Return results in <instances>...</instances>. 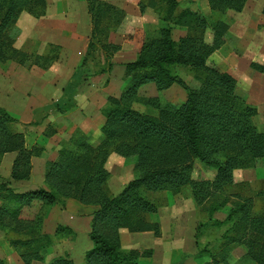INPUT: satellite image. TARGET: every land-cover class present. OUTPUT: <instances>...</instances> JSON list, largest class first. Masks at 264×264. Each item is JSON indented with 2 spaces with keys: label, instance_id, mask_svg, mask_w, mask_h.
Wrapping results in <instances>:
<instances>
[{
  "label": "trees",
  "instance_id": "trees-1",
  "mask_svg": "<svg viewBox=\"0 0 264 264\" xmlns=\"http://www.w3.org/2000/svg\"><path fill=\"white\" fill-rule=\"evenodd\" d=\"M207 1L219 15L227 10L240 12L246 4V0ZM87 2L92 39L100 43L107 61L120 47L105 43L106 35L118 28L124 13L101 0ZM139 6L142 11L146 6L154 9L164 25L145 31L136 60L125 64V84L119 97H108L101 110L105 121L100 141L91 144L82 131H74L56 159L46 162V187L21 192L10 186V180L29 179L31 159L41 155L43 147L27 148L24 134L14 129L17 120L0 108V161L6 153L16 154L9 178L0 175V227L19 234L10 244L25 264L43 261L57 239L74 235L64 226H59L54 235L43 231L45 209L65 199L96 208L89 231L92 246L85 252L83 264H143L141 261L151 258L153 250H122L120 230L150 231L160 236V224L149 219L158 209L151 197L154 193L176 195L190 188L195 205L203 206L224 187L234 184L235 170L264 161V131L255 124L257 108L238 92L233 76L210 64L211 55L226 44L228 24L191 8L181 9L177 0H146ZM45 8L46 0H0V63L14 61L23 67L47 69L57 59L55 46L45 54L14 47L19 15L27 12L41 17ZM174 27L185 28V36L175 40ZM208 30L210 42L206 38ZM94 45L89 43L82 64ZM178 67L195 72L193 86L175 73ZM250 67L264 73V65L251 63ZM147 83H154L158 91L177 84L186 91L187 98L173 105L161 103L160 97H139L138 89ZM135 103L153 107L158 113L141 112L133 106ZM111 153L132 160L135 172V178L117 195L111 194L107 185L110 173L106 163ZM195 162L215 169L211 182L192 178ZM228 203L224 198L213 209ZM226 221L232 226L224 238V251L229 243L244 242L248 256L256 264H264V209L254 213L252 201L243 198L231 203ZM218 257L221 264H230L226 252ZM0 264H6L2 258ZM49 264L74 262L58 256Z\"/></svg>",
  "mask_w": 264,
  "mask_h": 264
},
{
  "label": "crops",
  "instance_id": "crops-1",
  "mask_svg": "<svg viewBox=\"0 0 264 264\" xmlns=\"http://www.w3.org/2000/svg\"><path fill=\"white\" fill-rule=\"evenodd\" d=\"M101 1L120 9L124 13V18L116 30H110L106 35L105 43L120 47L107 61L105 54L100 51V43H95L101 56L99 70L88 57L82 64L89 43L94 42L87 0H46L43 16L34 17L22 12L18 17L16 26L19 35L14 47L26 52L45 54L51 46H55L58 57L47 69L38 66L23 67L14 61L0 63V108L17 120V131L24 134L27 148L43 147L41 155L31 159L29 179L10 180L11 187L17 191L46 187L45 164L56 159L59 149L68 143L74 131H82L91 144L100 141L101 128L105 121L101 110L108 97H119L125 84V64L136 60L145 31L164 25L154 9L147 6L143 11L140 9L139 4L143 0ZM177 1L180 5V0ZM263 8L264 0H246L242 11L230 12L232 16H229V23L227 22L229 28L226 44L210 57L217 67L236 79L238 88L244 79L249 80L250 76L252 77V84L255 82L256 88L253 91L247 89L249 97L256 93L260 84L264 83V73L250 67L253 61L264 65L262 42L257 44L251 39L256 37L261 41L264 36ZM192 10L200 11L206 16L214 15L207 0H196ZM237 25L241 26L238 28ZM236 26L241 35L238 44L235 42ZM258 30L260 32L256 33ZM101 31H104L103 26ZM185 34L186 29L182 27H174L172 30V37L175 40ZM100 36L103 38V35ZM218 60L224 63L226 69ZM109 63L111 65H108ZM232 63L241 64L244 70L251 69L253 72H247V76H242L233 69ZM173 87L172 85L159 92L154 83H147L138 89V96L160 97V93H167ZM261 109L259 105L258 110ZM14 158L15 153H6L3 156V159H7V166L4 167L6 173L3 175L0 171V174L5 178H9ZM110 158L111 155L106 167L111 172ZM113 159L121 161L122 158L115 156ZM119 168L121 169V166ZM114 175H111L108 181V188L112 190V194L122 189L119 184L122 172ZM95 209L94 206L83 205L74 199L56 202L45 209L44 233L54 235L59 226H64L70 228L74 234L72 237L57 239L52 258L66 256L74 264H83L85 252L92 246L89 231L91 215ZM125 231L127 230H120L121 246L124 238L129 239L131 244L129 249H152L147 248L143 242H137V239L144 238L146 241L155 240L157 246L163 245L162 249L166 244L163 229L160 236H155L150 231L139 233ZM38 263L33 261L31 264Z\"/></svg>",
  "mask_w": 264,
  "mask_h": 264
},
{
  "label": "rangeland",
  "instance_id": "rangeland-1",
  "mask_svg": "<svg viewBox=\"0 0 264 264\" xmlns=\"http://www.w3.org/2000/svg\"><path fill=\"white\" fill-rule=\"evenodd\" d=\"M194 2H196V0H189L185 2L180 0V8L192 9L194 7ZM230 12L233 11L227 10L223 15H219L218 13L214 12V15H210L208 17L213 19L219 17L226 23H229V16H232V13ZM237 26L239 28L241 25ZM237 26L234 29L237 30L235 32V42L238 44L241 40V35L239 34L240 31L237 29ZM258 32H260V30H258L256 33ZM236 35L238 36L236 37ZM206 38L208 42L211 41V32L209 30L206 32ZM227 38L228 37L226 36L225 39L227 40ZM251 39H253V41L256 43L262 42L264 47V36L262 37L261 41H259L256 37H252ZM94 42L97 44V39H94ZM95 45V50L93 47L91 55L88 56V60H92L95 63L97 70H99V66L101 65V59L99 62V58H101V56L98 46ZM100 51L102 52L101 48ZM261 53L263 54L264 52ZM262 56L264 57V55ZM210 62V64L213 63L211 59ZM218 62L224 66V69H226L224 63H221L219 60ZM252 63H254V61ZM232 67L239 74H242V76H247V72H253L251 69L248 71L247 69L244 70L242 65L238 63H232ZM174 71L189 86L194 85L195 81L193 74L195 72L192 69L187 67H178ZM252 81L253 79L251 76L249 80L247 78L244 79L238 88V92L240 94L243 92L246 97H248V104L255 106L257 110L260 105L262 109L260 111L258 110L257 117H255V124L260 131H264V83L260 84L259 88L256 90V93H252L249 97L247 89H251L253 91L256 88L255 82L252 84ZM173 86L174 87L171 88V90H169L167 93H160L161 103L180 105L185 102L187 98L186 91L177 84H174ZM133 106L137 110L144 113H149L151 115H157L158 113L155 108L145 107L140 103H135ZM14 129H18L16 124ZM110 155L111 172L108 169L107 170L110 173V177L111 175L115 176L114 174H118L120 171L122 172V175H120L119 178V184L123 189L129 181L135 178L133 162L132 160H125L122 157L121 161H116L113 158L118 155L115 153H111ZM6 166L7 159H3L2 157L0 161V171L3 175L6 173L4 170V167ZM119 166H121V169ZM215 174V169L207 168L199 162H195L192 178L195 181L211 182L214 179ZM3 175H1L2 178L8 179ZM233 177V185L224 187V189L217 193L213 199L206 201L203 206L195 205L192 199L190 188L184 189L182 193L176 195H173L170 192L154 193L151 197L155 202H157L158 209L155 214L149 217V219L152 222L160 224V233L163 229L164 240H166V244L163 247L164 249H162L163 245L157 246L155 240L150 239L146 241L145 238L142 240L137 239V242L145 243L147 248L156 249V251L153 250V255L151 258L144 259L141 262L143 264H221L219 261L220 257L218 256H220L222 252H226V261H228L230 264H256V262L248 256V249L244 242L229 243L226 246L227 249L225 251L223 243L227 233L231 232V221H226V218L228 216L232 202H239L243 198H249L252 201L254 213L263 211L264 196L262 194H264V161L262 159L259 160L255 167L252 168L235 170ZM122 189L118 192L115 191L117 193L113 195L119 194ZM109 191L110 193L112 192V190ZM224 198L228 199L229 203L221 209H213V206H215ZM17 238H19V234H16L12 231L6 232L0 227V258H2L6 264H25L19 257L17 251L10 244L11 240ZM122 242V250H130L129 246L131 244L129 239L124 238ZM54 246L55 245L49 249V252L47 255H45V259L43 261H37L39 262L38 264H49L52 256H54L52 253ZM134 249L140 250L138 248ZM78 251L79 248L77 249V252ZM212 254L217 257H212Z\"/></svg>",
  "mask_w": 264,
  "mask_h": 264
}]
</instances>
